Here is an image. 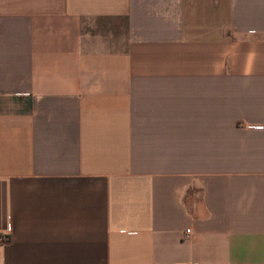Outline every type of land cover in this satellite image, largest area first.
Segmentation results:
<instances>
[{"label":"crops","instance_id":"1","mask_svg":"<svg viewBox=\"0 0 264 264\" xmlns=\"http://www.w3.org/2000/svg\"><path fill=\"white\" fill-rule=\"evenodd\" d=\"M0 238L264 264V0H0Z\"/></svg>","mask_w":264,"mask_h":264},{"label":"built area","instance_id":"2","mask_svg":"<svg viewBox=\"0 0 264 264\" xmlns=\"http://www.w3.org/2000/svg\"><path fill=\"white\" fill-rule=\"evenodd\" d=\"M186 234L188 235L189 234V231L187 230L186 231ZM7 240V238H0V243H3L4 241H6Z\"/></svg>","mask_w":264,"mask_h":264}]
</instances>
